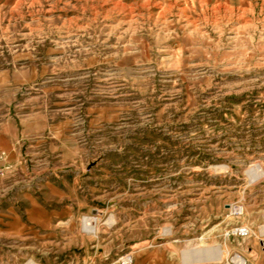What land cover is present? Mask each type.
I'll return each mask as SVG.
<instances>
[{
    "label": "rangeland",
    "instance_id": "1",
    "mask_svg": "<svg viewBox=\"0 0 264 264\" xmlns=\"http://www.w3.org/2000/svg\"><path fill=\"white\" fill-rule=\"evenodd\" d=\"M148 250L264 264V0H0V264Z\"/></svg>",
    "mask_w": 264,
    "mask_h": 264
},
{
    "label": "crops",
    "instance_id": "2",
    "mask_svg": "<svg viewBox=\"0 0 264 264\" xmlns=\"http://www.w3.org/2000/svg\"><path fill=\"white\" fill-rule=\"evenodd\" d=\"M221 253L222 252H220L218 256H216L213 253L212 257L210 258L220 259ZM241 257L246 261V259L243 256ZM184 263H185L184 261L177 259L175 257L169 256L167 253H160L157 251L155 252L153 250H148V251L138 252V254L134 256L133 262L131 264H184Z\"/></svg>",
    "mask_w": 264,
    "mask_h": 264
},
{
    "label": "built area",
    "instance_id": "3",
    "mask_svg": "<svg viewBox=\"0 0 264 264\" xmlns=\"http://www.w3.org/2000/svg\"><path fill=\"white\" fill-rule=\"evenodd\" d=\"M133 262V256L122 259L121 263L122 264H131Z\"/></svg>",
    "mask_w": 264,
    "mask_h": 264
},
{
    "label": "bare ground",
    "instance_id": "4",
    "mask_svg": "<svg viewBox=\"0 0 264 264\" xmlns=\"http://www.w3.org/2000/svg\"><path fill=\"white\" fill-rule=\"evenodd\" d=\"M239 263H241V262H239ZM241 264H245V263H241Z\"/></svg>",
    "mask_w": 264,
    "mask_h": 264
}]
</instances>
